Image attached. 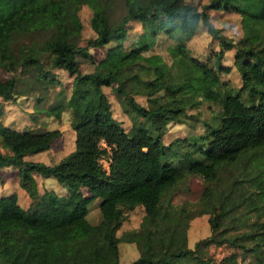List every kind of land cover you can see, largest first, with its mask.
Masks as SVG:
<instances>
[{
	"label": "trees",
	"instance_id": "obj_1",
	"mask_svg": "<svg viewBox=\"0 0 264 264\" xmlns=\"http://www.w3.org/2000/svg\"><path fill=\"white\" fill-rule=\"evenodd\" d=\"M181 1L0 0V67H35L43 84L53 78L40 59L45 53L49 65L72 76L73 88L62 103L71 113L73 148L55 162L24 156L47 148L59 133L57 127L29 130L0 123L7 148L0 152V166L10 163L19 172L51 176L67 189L64 195L45 192L30 215L12 212L10 194H0L3 223L38 232L46 256L92 228L86 217L65 229L48 220L83 198H98L101 245L110 250L112 264H210L211 256H205L209 242H250L248 249L264 264V0H207L199 9ZM81 4L90 8L93 31L84 44L77 43ZM208 9L239 15L240 36L234 41L218 37L221 46L233 48L240 77L236 86L219 77L220 68L227 69L216 63L219 52L208 63L187 51L186 39L199 22L215 35ZM131 20L141 28L139 38L127 42L133 34L128 30ZM159 33L171 40L165 47L169 62L159 53L144 52ZM105 44L95 58L89 47ZM77 57L91 60L93 68L80 71ZM102 85L113 89L123 110L134 113L133 120L142 117L156 132L135 122L125 129L112 115ZM17 90L13 73L0 78V115L3 102ZM135 92L146 94L147 105L133 98ZM202 101L213 105L208 116L200 117L203 130L165 144L158 130ZM62 103L50 106L56 116ZM100 155L108 157L107 169L98 161ZM137 204L143 208L138 225L115 235L112 231ZM197 214H206L210 229L225 230L188 246L186 228ZM120 240L136 246L128 263L118 259Z\"/></svg>",
	"mask_w": 264,
	"mask_h": 264
},
{
	"label": "rangeland",
	"instance_id": "obj_2",
	"mask_svg": "<svg viewBox=\"0 0 264 264\" xmlns=\"http://www.w3.org/2000/svg\"><path fill=\"white\" fill-rule=\"evenodd\" d=\"M186 1L199 9L200 4L207 0H182L181 4ZM207 12L210 22L216 27L215 35H211L205 29V25L199 22L193 34L186 39L187 51L199 60L208 63L214 62L213 54L219 52L216 63L227 67V69L220 68L219 77L228 84L236 86L240 83V77L233 62V48L221 46L218 37L234 41L240 36L239 15L232 10L223 9H208ZM90 13V8L87 5H79L77 15L81 22V28L78 32V44H84L93 35L89 25ZM140 28L137 21L131 20L128 30L133 34L131 37H126V41H131V38L136 41L139 38ZM170 42V39L159 33L156 41L144 52L159 53L169 62L170 57L165 47ZM106 45L89 47V50L97 58L103 54ZM40 56L43 67L48 68L53 75L52 80H47L43 84V81L37 80L35 77V67L23 71L18 69L7 71L0 67V78L13 73L17 78L18 88L12 99L3 102L0 123L29 130L57 127L59 133L51 139L47 148L24 156L28 160L52 163L73 148L74 129L70 125L71 113L69 108L62 103L73 88L72 76L61 67L49 65L45 53ZM77 61L79 70L82 72L90 71L93 68L92 61L87 58L77 57ZM101 89L109 101L112 115L120 120L125 129L132 122H135L138 126L143 125V123L144 125L148 124L147 127L150 131L156 132L149 122L142 117L134 116L133 120L131 116L134 113L123 110L109 85H102ZM132 96L139 103L147 105L146 94L135 92L132 93ZM56 102L62 103L58 110V116L50 108ZM212 107V104L208 105L205 101L195 107H186L185 115L180 120H168L158 130L162 141L167 144L174 139L199 134L205 126L200 117L208 116ZM0 152H7L1 138ZM105 160L108 163L107 159ZM102 162L105 163V161ZM186 180L187 177L183 183ZM48 190L61 195L66 194L67 191L65 186L51 176H43L36 171L27 169L19 172L17 165L10 163L0 166V194H10L12 203L9 208L12 212L20 211L30 215L32 207L38 204L41 195ZM81 190L86 195V190L83 187ZM97 200L98 198L90 200L83 198L71 207L59 210L48 220L51 226L58 229H65L73 223L82 221L85 217L92 224L89 231L70 238L58 252L50 256H46L40 247V234L38 232L22 226L6 225L0 216V264H112L113 259L110 250L101 245L102 233L98 227L101 217L97 211ZM142 213V206L140 204L135 205L127 211L126 217L112 232L119 235L122 231L136 227ZM103 223H109L108 219H104ZM224 230L222 227L210 229L206 221V214L194 215L189 219L186 228L187 244L192 246L197 239L206 235L223 234ZM249 243L245 242L242 245L233 246L226 242H209L205 245V256H211L210 264H258L253 253L248 249ZM117 250L118 259L122 263H128L137 254L134 243L124 240L117 242Z\"/></svg>",
	"mask_w": 264,
	"mask_h": 264
},
{
	"label": "built area",
	"instance_id": "obj_3",
	"mask_svg": "<svg viewBox=\"0 0 264 264\" xmlns=\"http://www.w3.org/2000/svg\"><path fill=\"white\" fill-rule=\"evenodd\" d=\"M99 143L102 144V145H105L102 138L99 139ZM105 159H107V162H108V157L107 156L100 155L98 157V161L101 163L102 167L104 169H107L108 168V163H106ZM102 161H105V163H103Z\"/></svg>",
	"mask_w": 264,
	"mask_h": 264
}]
</instances>
